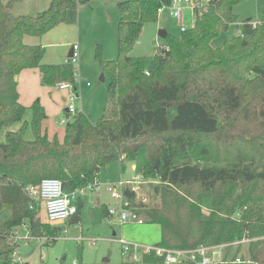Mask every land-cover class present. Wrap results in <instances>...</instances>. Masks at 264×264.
Returning a JSON list of instances; mask_svg holds the SVG:
<instances>
[{
    "label": "trees",
    "instance_id": "16d2710c",
    "mask_svg": "<svg viewBox=\"0 0 264 264\" xmlns=\"http://www.w3.org/2000/svg\"><path fill=\"white\" fill-rule=\"evenodd\" d=\"M16 1L0 0V264H19L11 258L9 233L23 220L33 235L53 238L61 229L41 221L39 205L29 209L27 185L53 177L71 192L117 160L132 161L137 174L153 180V207H144L132 191L124 195L142 223L159 226L157 245L233 248L235 261L242 254L264 264V19L254 26L243 20L240 33L213 46L236 21L239 0H197L191 27L167 32L154 54L133 57L129 49L144 25L156 21L170 0H119L117 55L103 59L100 47L95 54L109 76L102 115L92 122L75 112L59 141L42 131L46 115L38 99L30 106L19 102L17 76L36 68L41 85L68 81L76 89L70 57L44 63V47L24 38L63 23L78 3L50 0L35 15H13ZM28 110L30 120L24 118ZM75 203L71 222L82 206L80 198ZM101 209L105 218L107 206ZM140 261L159 264L160 257L150 251Z\"/></svg>",
    "mask_w": 264,
    "mask_h": 264
},
{
    "label": "rangeland",
    "instance_id": "374dc122",
    "mask_svg": "<svg viewBox=\"0 0 264 264\" xmlns=\"http://www.w3.org/2000/svg\"><path fill=\"white\" fill-rule=\"evenodd\" d=\"M2 1L4 3L8 2V0ZM76 1L78 7L69 10L65 21L58 24V26L64 25V27L67 25L66 29L69 26L72 27V31L66 34V42H69V45H62L58 41H55L57 44L54 45L43 44L45 51L42 59H45L47 63H58L55 60L67 58L66 55L71 45L77 44L79 46L77 60L73 63L76 72L75 81L78 87L76 89L78 98L74 104L77 111L83 112L92 122H95L102 115L109 83L108 74L102 70L95 58L96 48L100 47L103 59H113L117 55L115 24L119 17L117 6L119 0ZM13 5L11 12L13 15H35L40 12H36L28 0H21ZM233 12L237 17L236 21L229 25V28L224 33L211 41L213 46H220L225 39L238 34L237 31L240 30L243 20L249 19L254 22L259 18L264 19V7L259 0H239L233 7ZM193 22L194 16L186 8L184 10L185 27H191ZM159 29L166 30L170 35H179L180 33L179 25L176 19L169 14L168 8H161L157 20L144 25L138 40L129 49V55L137 57L154 54L156 47L164 43V39L158 36ZM64 33L63 31L59 32L58 38L60 39ZM46 38V36H43L40 41L43 43V39ZM59 50L61 51L59 52ZM102 74L104 76L103 80L100 79ZM67 93L69 94V91ZM63 102L65 104L63 107H59L54 114L46 113V116L41 121V129L46 132L48 138L55 137L59 141H62L65 125L71 121L74 114L65 111L67 96L66 101ZM24 118L30 120V110L25 113ZM145 154V147H141L139 156L142 157ZM132 163V161H123V171L120 167L121 162L118 160L109 163L102 169L100 172L101 176L98 179L99 191H83L80 195L82 206L77 214V220L74 222L66 220L54 223L61 226V229L52 242H47L39 247L35 239L17 240V252L20 256L19 264L136 263L139 256L141 257L140 250L133 249L123 252L121 244L117 242L118 237H123L126 241L139 246H153L160 242L161 233L157 224L146 222L142 224H120L115 220H106L102 214V204L114 201L109 195L107 185L112 182L134 179L136 177L137 173L132 168ZM151 185L144 183L139 191L140 194L142 193L148 198L147 203H143L146 208L157 204V199L154 198L151 191ZM139 201L141 202V198ZM204 211L206 212L205 209ZM41 221L47 222L44 213L41 214ZM18 233L22 235L24 231L18 229ZM245 247L246 243H241L240 251L245 250ZM40 249L43 252L42 257H40ZM210 252H212L210 255L211 260L215 263L254 264L246 260L242 254H238L240 261H235L233 255H231L234 253L233 248L215 247ZM172 264L191 263L182 261L179 258Z\"/></svg>",
    "mask_w": 264,
    "mask_h": 264
},
{
    "label": "built area",
    "instance_id": "2783aa9c",
    "mask_svg": "<svg viewBox=\"0 0 264 264\" xmlns=\"http://www.w3.org/2000/svg\"><path fill=\"white\" fill-rule=\"evenodd\" d=\"M199 6L200 5L197 0H170L169 5L162 6L161 8H168L169 14L176 19L180 31H185L187 28L184 25V10L186 8L189 9L195 19V10ZM161 8H159L158 11H160ZM248 22L254 26L258 23V20H255L254 22L249 20ZM242 23L243 21L241 22V25ZM237 33H240V30H238ZM71 49L72 54L70 60L72 61V63H75L78 57V45L73 44ZM56 86L60 89H67L69 91V94L67 95L66 111L68 113L77 112V108L74 102L78 98V95L72 83L68 81H62L57 83ZM144 183L151 184L153 183V180L150 178L144 179L141 175L137 174L134 179L109 183L107 185V190L110 197L115 202L113 205L107 207L108 215L105 217V219L108 221L115 220L120 224H142V218L135 212L134 208L130 206V201L125 197L124 191L129 190L134 192L137 200L141 198V203H147L148 198L145 195H142V193H139ZM99 188L100 185L98 178H95L92 182L87 183V185H85L84 187L77 188L71 192H65L62 188V183L58 178L45 177L36 184L27 185L23 189V191L25 195L30 198L29 209L33 210L36 205H42L47 220L46 223L57 225L54 223L64 222L75 214L77 209L75 202L78 198H80V195L84 190L99 191ZM18 229H22L24 233L22 235H19ZM55 237L56 236H54L53 238L48 237L45 234L33 235L29 230L27 222L23 220L19 225L13 227L9 233V238L15 244V248L11 253L12 261L18 263L20 261V256L17 252V240L35 239L39 247H41L47 242H52ZM117 242L121 244L123 252L136 249L140 250V254L142 255L144 253L154 251V253L158 257H160L159 264H172L179 258L182 261H187L191 264L213 263L210 256L212 252H210V250L214 249L215 247L200 245L195 249L181 250L165 248L157 244L153 246H139L126 241L123 237H118ZM42 255L43 252L40 249V257H42ZM140 260L141 257L139 256V259L136 260V263L142 264ZM236 261H238V259H236Z\"/></svg>",
    "mask_w": 264,
    "mask_h": 264
},
{
    "label": "crops",
    "instance_id": "0c3cea01",
    "mask_svg": "<svg viewBox=\"0 0 264 264\" xmlns=\"http://www.w3.org/2000/svg\"><path fill=\"white\" fill-rule=\"evenodd\" d=\"M21 0H18L16 2H19ZM32 5L33 8L38 11L44 10L47 5L49 4V0H28ZM14 2L13 4H15ZM12 4V5H13ZM10 7V11L12 12V6ZM20 6V5H19ZM78 7V6H77ZM17 8V7H16ZM18 13V12H17ZM20 13V12H19ZM260 19V18H259ZM258 20V19H257ZM67 25L64 27V25H57V27L51 29L47 34L43 35L46 36V39H43V43L40 41L41 38L43 37L42 35L39 37H30L26 36L24 38V41L29 44H40L43 46L44 45H54L57 44L56 42H60L62 45H69V42H66L67 36L66 34L70 31H72V27L69 26L68 29H66ZM65 32L63 36L59 39L58 38V33L59 32ZM56 41V42H55ZM44 47V46H43ZM72 47V45H71ZM71 47L69 48L66 57H68L69 52L71 50ZM79 49V46H78ZM45 51V47H44ZM61 50H59L60 52ZM67 59V58H66ZM64 60H55L58 63L64 62ZM52 61V60H49ZM42 62H45V59H42ZM76 85V89H77ZM17 91L19 94V102L23 104L24 106H30L32 102L36 99H38L39 103L44 109L45 115L47 114H54L59 107H63L64 102L66 101V96H67V89H60L56 85L53 86H45L40 84V78H39V73L36 68H27L23 69L20 71V73L17 76ZM65 99V100H64ZM66 109V108H65ZM122 166L121 170H124V165L120 164V167ZM132 168L135 169L134 163H132ZM99 176L97 177L99 179ZM115 201L112 203H103L107 207L111 206L114 204ZM40 207V214L44 213V210L42 208V205L38 204ZM25 221V220H24ZM26 222V221H25ZM59 226V225H58ZM61 227V226H60ZM115 234V232H113Z\"/></svg>",
    "mask_w": 264,
    "mask_h": 264
},
{
    "label": "water",
    "instance_id": "95a60500",
    "mask_svg": "<svg viewBox=\"0 0 264 264\" xmlns=\"http://www.w3.org/2000/svg\"><path fill=\"white\" fill-rule=\"evenodd\" d=\"M166 33H167V32H166V30H164V29H159V30H158V36L161 37V38H164V37L166 36ZM71 54H72V49L70 50L68 57H71ZM100 79H101V80L104 79L103 74L101 75ZM65 111H66V109H65Z\"/></svg>",
    "mask_w": 264,
    "mask_h": 264
}]
</instances>
